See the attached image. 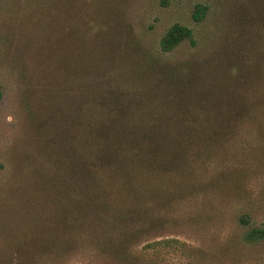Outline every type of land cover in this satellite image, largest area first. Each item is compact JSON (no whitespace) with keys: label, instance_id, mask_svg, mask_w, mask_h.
Returning <instances> with one entry per match:
<instances>
[{"label":"rangeland","instance_id":"rangeland-1","mask_svg":"<svg viewBox=\"0 0 264 264\" xmlns=\"http://www.w3.org/2000/svg\"><path fill=\"white\" fill-rule=\"evenodd\" d=\"M174 25L193 43L160 57ZM81 38L124 60L148 53L188 66L202 93L191 112L232 120L189 179L199 189L150 209L142 198L129 241L80 210L73 189L61 213V176L44 155L63 129L58 109L72 93L60 91L74 79L66 60L78 58ZM0 91V264H264V245L239 242L264 229V0H0ZM162 240L179 243L148 247Z\"/></svg>","mask_w":264,"mask_h":264},{"label":"trees","instance_id":"trees-1","mask_svg":"<svg viewBox=\"0 0 264 264\" xmlns=\"http://www.w3.org/2000/svg\"><path fill=\"white\" fill-rule=\"evenodd\" d=\"M200 14L197 8L195 20ZM184 40L193 43L191 31L172 26L159 43V56L172 53ZM105 46L104 40L94 44L81 38L78 58L66 60L74 79L71 86L65 81L60 94H72L62 98L58 112L63 129L44 155L49 173L61 176L56 194L63 200L61 213L72 203L66 190L73 189L80 196L75 200L80 210H89L109 226L120 225L119 235L129 241L135 233L128 234L126 224L138 220L142 198L150 209L180 191L199 189L189 179L198 178V165H207L211 157L209 148L220 145L232 129L219 125L232 120L230 115L219 121L191 112L197 101L193 96L202 93L188 80V66L153 61L148 53L124 60ZM239 242L263 246L264 229L247 230ZM178 243L162 240L148 247Z\"/></svg>","mask_w":264,"mask_h":264}]
</instances>
